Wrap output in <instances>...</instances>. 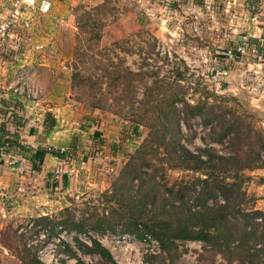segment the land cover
I'll return each mask as SVG.
<instances>
[{"label":"rangeland","instance_id":"obj_1","mask_svg":"<svg viewBox=\"0 0 264 264\" xmlns=\"http://www.w3.org/2000/svg\"><path fill=\"white\" fill-rule=\"evenodd\" d=\"M201 1L202 4H199ZM201 1L74 0L71 25L67 21V26H63L61 29L53 26L55 30L49 33V44H45L43 50L46 57L51 59L48 56H54V50L51 52L49 49L51 45H54V49L57 45L60 50L62 46L63 51L55 53L60 57L58 59L61 62L63 56L65 58V51H70L72 45L73 55L72 60L69 58L70 61L65 63L69 67V71L63 70L61 67L51 68L50 75L46 80L51 83L54 77L55 79L63 78L65 84L62 85L61 91H71V103L74 104V107L84 106V108L90 109L89 114L81 111L82 117H86L89 122L83 124L80 121L78 127H83L84 133H80L81 138L76 137V140L78 147L80 146L79 149L81 148V151L78 150V152L89 153L91 162L88 161L87 165L84 163L86 166L81 174L86 176L82 178L78 166L84 165L76 159V152H73L76 147L61 146L74 153L72 161H61V165L56 168L52 166L47 174L48 179L38 180L36 183L32 181V184L25 186L24 191L19 192L22 195L20 198H16L15 201L9 198L4 202L6 208H9L11 203L14 205L20 203L22 206L21 212L17 211L12 216V220H17V222L11 224L6 222L0 227V237L3 239L4 246L9 248L14 255L8 264H23L21 257L24 256L26 249L36 252L38 259L44 264H79L77 259L68 252V248L75 252L78 259H81L84 264H102L98 256L83 254L76 242L78 239L89 244L91 238L99 240L104 247L110 250L119 264H141L143 260L149 264H240L239 245L242 240L244 241L246 233H250L246 239L252 248V253L264 248L263 241L256 240L257 234L251 235L255 230L260 236L264 235V185L260 182L264 178V168L246 169L241 173L245 179L242 193L246 194V198L234 211V213L239 211L234 216L235 218L231 215L226 222V226L231 229L230 234L226 233L227 238L232 241L229 246L217 248L205 243L201 245L198 242L188 244V241H177V247L171 254H166L161 250L159 255L146 258L144 247L134 244V241L130 242L126 238V234L100 235L95 232L76 234L58 229L57 234L50 236L48 230H39L36 226L35 228L30 227V224L39 217L48 215L51 218H60L61 212L63 213L66 209L72 211L77 218L92 214L95 209L100 215L108 214L111 204L106 202L102 194L111 189L112 183L127 163L128 156L134 153L147 137L148 131L144 127L140 128L141 137H135L132 130L134 124L130 122L131 116L142 111H132L126 95L120 93L119 95L117 92L112 95V90L102 79L104 75L98 76L100 84H104L94 89L89 86L74 87L71 80L70 83H66V76L69 75L71 79L74 65L78 63V61H74V53L78 45L81 50L91 48L94 53H99L97 59L104 63L108 62V58L114 59L115 63L119 61V58H126V65L137 70L143 64V57H145V55L140 56L139 49L143 48L144 52L148 51L151 43H154L153 38H156L155 51L160 58L157 60L158 63L154 62L155 65H163L165 73L174 65L185 66L189 70L187 78L190 85L187 99L191 104L209 97L210 104L216 106L220 111L235 113V116L239 117L247 128L252 129L255 141H264V61L249 46L246 47L247 54L234 62L229 61L226 56L228 50L242 45L241 41H244L242 38L248 32L246 29H248L250 21L245 20L243 16H238L235 21L232 20L235 11H242V5L230 6L228 0ZM86 13H90L93 20L84 30H80L78 24L81 23L82 18H84V24L86 23ZM31 19L34 20H32L31 32L21 33V31L19 33L16 31L17 38L9 43L12 47H9V50L16 54V57L14 56L12 59L13 64L18 67L23 61H27V64H30V60L39 63L41 57L32 48L39 45L36 41L37 36H40L37 34L38 25L48 22L45 26L49 29L52 27L47 21L48 17H42L35 13ZM99 28H101V39L98 42L90 37L93 32H99ZM30 37L31 41L28 40ZM78 39H81V44H78ZM117 42H120L121 48L134 47L137 53L125 54L115 44ZM44 54L42 56H45ZM85 69H91V72H94V63L89 62ZM17 70L18 68L12 75ZM186 85L188 84L186 83ZM143 92L144 90L140 89L141 98ZM107 98L109 101L106 103ZM92 103L105 108L97 111L92 110ZM178 109L183 110V106L179 104ZM76 112L80 113V111ZM96 112L103 115V120L106 121L104 129L107 128L108 131L103 133L109 135L106 138L107 141L110 140L109 147L113 152H119L120 157L116 160L103 157L100 159L101 157L96 155L97 151L92 153L89 150V136L96 130L89 133L87 127L92 129V126L97 127L98 122L100 123V120L96 118L98 116H94ZM227 115L231 119V114ZM216 127L217 122L214 121L207 125L203 117L199 116L191 120L190 127L185 120H182L181 142L195 154L199 153L200 149L211 148L218 156L235 157L238 147L232 143L231 138H226L222 143L216 142L217 136L213 134ZM119 134L124 136L123 139L128 136V139H121ZM134 138L135 141L132 142ZM255 151V156L258 154L260 157V163L257 162V164H261L262 167L264 148L256 147ZM164 167L166 170L160 174L158 179L163 177L162 183H167L169 186L181 185V183L190 185L200 177L199 174L191 171L172 170L166 165ZM28 168L26 167L25 171ZM71 168L75 169V174L69 172L68 176L73 174V177L77 174L78 176L73 179V183H69V189L64 191L62 188L64 187L65 174L57 175L56 173L69 171ZM202 178L204 179V177ZM56 181L59 182V186L51 188V185ZM47 187L49 190L45 192L44 189L46 190ZM202 190V185L196 186L194 192L190 193L189 201L185 203L187 207L192 208L197 203L194 198ZM1 192L4 191L0 190V194H2ZM219 197L225 201L224 204L219 202ZM225 204L226 199L221 193L208 201V205L215 208L225 206ZM198 205L200 206V204ZM254 211L260 212L261 216L251 220L245 233L242 230L243 219L246 215L253 214ZM63 216H66L65 212ZM261 218L262 222L257 221ZM40 231H47V233H40ZM260 261L264 264V253L260 254Z\"/></svg>","mask_w":264,"mask_h":264},{"label":"trees","instance_id":"obj_2","mask_svg":"<svg viewBox=\"0 0 264 264\" xmlns=\"http://www.w3.org/2000/svg\"><path fill=\"white\" fill-rule=\"evenodd\" d=\"M199 4H202V1ZM86 16V23L84 24L82 18L81 23L78 24L80 30H84L93 20L90 13ZM100 29L99 32H93L90 37L92 40L100 41ZM153 40L154 43H151L148 51L139 49L140 56L145 55V57L143 64L137 70L126 65V58H119L117 63L114 59L108 58V62L104 63L97 59L99 53H94L93 49L81 50L79 45L76 47L74 61L78 63L74 65L71 77L73 86H89L93 89L100 87L104 83L100 84L98 76L104 75L102 79L112 90V95L116 94L115 92L126 95L131 110L142 111L131 116L130 119L134 124L132 130L135 137H141V127L146 128L148 133L137 150L128 156L127 163L112 183L111 189L102 194L106 202L111 204L108 214L100 215L95 209L94 213L77 218L72 211L66 209L65 217L64 212H61L60 218H51L47 215L35 219V226L39 230H48L50 236L57 234L58 229L76 234L90 232L100 235L126 234L139 240L151 236L159 242L161 250L166 254H171L176 249L177 241H199L217 248L232 243L227 238L226 233L230 234L231 229L226 226V222L229 216L234 217L239 212L234 213L246 198V194L242 193L245 179L241 173L246 169L264 168V164L262 167L261 164H257L260 163L259 155L255 156L256 147L263 149L264 141H255L252 129L247 128L235 113L220 111L210 104L209 97L191 104L187 99L190 85L187 78L189 70L185 66L174 65L165 73L163 65H155L154 62L158 63L160 56L155 51L157 39L153 38ZM78 44H81V39H78ZM115 44L118 48L122 46L120 42ZM241 44L246 48L249 42L241 41ZM121 49L127 55L137 53L132 46ZM89 62L94 63V72L85 69ZM140 89L144 90L142 98ZM108 101L109 98L106 99V103ZM179 104L183 106V110L178 109ZM91 106L92 110L96 111L105 108L96 103H92ZM227 114H231V119ZM198 116L203 117L207 125L217 122V127L213 130V134L217 136L216 142L222 143L226 138H231L232 143L238 147L235 157L218 156L211 148L200 149L199 153L195 154L182 144L181 121L185 120L190 127L191 120ZM47 120H49L48 127L52 128L56 125V121L51 116L50 118L48 116ZM12 146L11 142L5 141L0 143V150L6 148L8 151ZM47 153L48 151L40 150L32 156L34 169L38 168V162H41ZM53 155L60 160L64 158V155L55 153ZM165 165L172 170L191 171L199 174L200 177L190 185L181 183V185L169 186L167 183H162L163 177L158 179L166 170ZM66 180L67 176H64V183ZM260 182L264 185V178ZM197 185H202L203 188L194 198L200 206L196 203L192 208L187 207L185 203L189 201L190 193L194 192ZM58 186L59 182L56 181L51 188ZM218 193L226 199L225 206L210 207L209 199L216 197ZM196 206L199 209H194ZM252 213L243 219L242 230L245 233L251 220L261 216L258 211ZM253 233L257 234L256 240L264 243V235L260 236L257 230L252 231L251 235ZM249 235L250 233H246L244 241L242 240L239 245L240 264H263L260 261V254L264 253V248L252 253V248L246 239ZM90 240L87 244L76 239L83 254L98 256L102 264H119L110 250L99 240L92 238ZM68 252L79 264H84L75 252L69 248ZM21 261L23 264H44L32 249L25 250Z\"/></svg>","mask_w":264,"mask_h":264},{"label":"crops","instance_id":"obj_3","mask_svg":"<svg viewBox=\"0 0 264 264\" xmlns=\"http://www.w3.org/2000/svg\"><path fill=\"white\" fill-rule=\"evenodd\" d=\"M13 1L14 0H0V8H11ZM50 1H52L53 3V9L49 15L42 17H48L47 21L50 22L52 27L49 29L47 26H45L48 23L46 21V23L44 24L40 23L38 25L39 29L37 30V34L40 36H37L36 41L41 49L37 50L36 47H38V45L32 47L34 48L33 50H35L36 53H39L41 57L40 61L39 63H35L33 62V60H28L31 65L34 64L33 66L35 67L37 72V82L41 85L45 92L43 105L40 111H34L27 108L25 105L26 103L13 99V97L7 92L8 87L13 82L14 75H12V73L16 68H18V66L14 65L12 61L13 57L16 54L13 51H9V53L7 52L4 53L3 56H0V95L3 96V101L0 103V143H4L5 141L11 142L13 146L8 149V153H17V155H19L21 158H25L27 160L25 169L26 167H29L28 170L25 171V173L19 174L16 171L15 167L10 166L7 163L6 159H1L0 161V181L5 187V189L3 190L4 192H1L2 194H0V227H2V224L6 222H8L9 224L17 222V220H12V216L14 215L13 213L17 211L21 212L22 209L20 203H18L17 205L11 203L9 208H6L4 202L8 201L9 198L12 201H15L16 198H20L22 195L19 192L24 191V188L27 184H32V181L36 183L38 180L41 181L43 179H48L47 174L49 173L50 168L52 166L56 168V166L61 165L62 160L55 157L51 153H47L44 159L41 162H38V168L34 169L31 158L37 151H46L44 149H48L49 147H76L73 150V152H76H74L75 155H77L76 159L80 161L82 165H84L81 167L78 166L80 174L88 164V161L91 162V155H89V153L81 154L80 152H78V150H80L81 148L79 149L80 146L78 147L76 140V137L81 138V135H79L80 133H84L82 130L83 127H78L80 125V121L83 124L85 122H89L87 121L88 119L86 117H82L83 115L81 111H85L86 114H89L88 111H90V109L84 108V106L74 107V104L71 103V91H61L62 85L65 84L63 78L59 77L55 79L54 77V80L51 83L46 80V78L50 75L49 72L51 71V68L55 69L57 67H61L63 70L69 69V67L66 66L65 63L69 62L70 59L72 60L73 45L70 51H65V58L63 56L62 62L59 61V56L55 54L63 51L62 46V51L60 50V47H57V45H55V49L54 45L50 46L49 49L51 50V52H53V50L55 52L53 57L48 56L51 59H48L46 57V54H44L45 51H43L45 44H49V33H51L52 30H55L53 26L61 29L63 28V26H67V21L68 24L71 25L73 15L71 14V12H73L75 3L74 0ZM228 1L230 6H233L235 4L242 5V11H235V14L232 16V20L235 21L238 16H243L245 20L250 21V25L248 26V29H246V31L248 32L244 34L242 39L245 42H249L246 47L249 45L251 50H254L257 53L259 52V57L264 61V0ZM72 28H74V26H72ZM17 31L19 33L21 31V33L24 32L21 28H18ZM256 36L258 37L256 38ZM69 52L71 53L69 54ZM43 54L45 56H42ZM24 62L25 61H23L22 63ZM70 80V76L67 75L66 83H70ZM76 111H80V113ZM48 116L49 118L51 116V118L56 121V125L52 128L48 127ZM94 116H98L96 118L100 120V123L98 122L97 127L92 126V129L87 127L89 133H91L93 130H96L95 133L92 132L89 136V150L92 153L97 151L96 155L101 157L100 159H102L103 157L109 160H116L120 157V155L118 154L119 152L117 153L112 151V149L109 147L110 140H106L109 135L103 133L105 131H108L107 128L104 129V127L106 126V121L103 120V115H100V113L96 112L94 113ZM120 138L123 139L124 136L121 135ZM126 139H128V136L126 137ZM134 141L135 138L132 142ZM84 163H86V165ZM72 169L74 173L75 169ZM73 175L67 176V180L64 183L65 186L63 185L64 187L62 188V190H68L69 183H73V179L78 176V174L75 175V177H73ZM85 176L86 175L81 174L82 178H84ZM48 190V187L46 190L44 189L45 192ZM11 258H14V255L12 254V252H10L9 248L4 246L3 239L2 237H0V264H8Z\"/></svg>","mask_w":264,"mask_h":264},{"label":"built area","instance_id":"obj_4","mask_svg":"<svg viewBox=\"0 0 264 264\" xmlns=\"http://www.w3.org/2000/svg\"><path fill=\"white\" fill-rule=\"evenodd\" d=\"M52 9L53 3L50 0H14L11 8H0V56H3L4 53L10 51L9 47L11 46L9 43H12L15 38H17V34L15 33L18 28H21L23 31L31 32V15L38 13L41 16H47L51 13ZM28 40L31 41L32 38L30 37V39ZM36 48L37 50L41 49L39 45ZM246 54V48L244 46H238L235 49L228 50L226 56L229 61L234 62L237 59L244 57ZM36 76L37 72L35 67L31 64H27V61H25L18 67V70L14 74L13 82L8 87L7 92L13 97V99L19 101L24 100L23 103H26L25 105L27 108L34 111H40L43 105L45 92L43 88L38 84ZM2 101L3 96L0 95V103ZM46 150L48 151V153L51 154L55 153L59 155H64L62 161H72L73 159L72 151H69L67 148L49 147ZM0 156L1 159H6L7 163L10 166L15 167L16 171L19 174H23L25 172V164L27 162L25 158H21L19 155H17V153H8L6 148L0 150ZM69 172H73V169L71 168L69 169V171H60L56 174L59 175L62 173L65 174V176H68V174H70ZM4 189L5 187L0 181V190L3 191ZM218 200L220 203L224 204V201L221 197H219ZM194 209H199V207L196 206ZM262 220V218L257 219V221L260 222H262ZM30 227L35 228V223L32 222L30 224ZM41 232L47 233V231H40V233ZM126 238L130 242L134 241V244H140L142 247H144V253L146 258L154 257L161 253V246L159 242L151 236L147 237L144 240H138L130 235H126ZM197 242L201 245H204L203 242L199 241H188L187 243L195 244ZM141 264L149 263L143 260Z\"/></svg>","mask_w":264,"mask_h":264}]
</instances>
